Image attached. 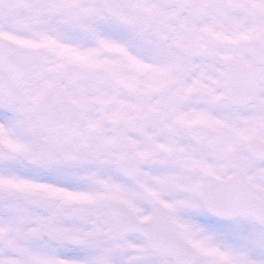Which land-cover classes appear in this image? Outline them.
Here are the masks:
<instances>
[{
    "label": "snow or ice",
    "instance_id": "snow-or-ice-1",
    "mask_svg": "<svg viewBox=\"0 0 264 264\" xmlns=\"http://www.w3.org/2000/svg\"><path fill=\"white\" fill-rule=\"evenodd\" d=\"M0 264H264V0H0Z\"/></svg>",
    "mask_w": 264,
    "mask_h": 264
}]
</instances>
